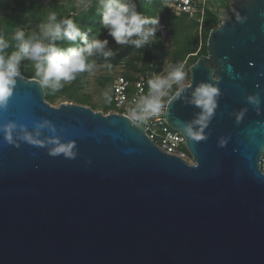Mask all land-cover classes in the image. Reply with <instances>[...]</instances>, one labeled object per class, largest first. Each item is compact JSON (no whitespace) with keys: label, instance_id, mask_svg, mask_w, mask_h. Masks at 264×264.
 Masks as SVG:
<instances>
[{"label":"water","instance_id":"95a60500","mask_svg":"<svg viewBox=\"0 0 264 264\" xmlns=\"http://www.w3.org/2000/svg\"><path fill=\"white\" fill-rule=\"evenodd\" d=\"M206 45L166 111L193 162L126 114L55 106L36 77L15 78L0 108L16 125L11 143L0 130V264H264V0H232ZM201 83L219 95L194 141Z\"/></svg>","mask_w":264,"mask_h":264},{"label":"clouds","instance_id":"9594fccd","mask_svg":"<svg viewBox=\"0 0 264 264\" xmlns=\"http://www.w3.org/2000/svg\"><path fill=\"white\" fill-rule=\"evenodd\" d=\"M98 11L102 17L103 26L108 29L117 44L121 45L131 43L140 47L155 35L156 28L149 27V25L157 26L159 24L158 17H145L135 10L134 5H129L122 0H100ZM62 35L69 41H75L81 35L80 28L71 18L57 22L56 13L50 12L47 22L39 26V36L33 33L26 39L24 30H17L14 33L12 40L16 42V51L8 56L3 53L5 49L9 48V42L0 36V108L6 105L12 94L13 86L16 83L15 78L20 75L21 60L26 59L34 63L35 76L42 86L58 89L62 87L61 81L71 82L76 73L90 67L85 63L86 55L92 56L94 51H103L107 44V41L93 39L89 42L85 37H81L85 45L83 48H69L67 52H64L53 43ZM134 36L137 39H132ZM104 55L108 56L111 53L104 52ZM166 71V75H157L148 81L149 93L142 96L137 102V109L132 112L134 119L142 120L158 114L162 108L161 98L167 95V89L173 83L181 84L185 79L182 64L170 67V70ZM218 95V88L210 83H201L194 90L191 102L201 109L199 118L194 122L199 125V128L194 129L192 125L185 126L187 136L194 141L205 138L203 129L214 114ZM247 99L249 103L255 105L260 103L258 95L249 96ZM242 115L241 112L237 119L239 120ZM43 126L38 125L37 127ZM0 130L5 133L7 142H13V133L16 130L14 123L0 126ZM19 138L34 145L41 143L27 132ZM220 143L223 145L224 141L221 140ZM58 153L71 155L65 146H58L52 152L53 155Z\"/></svg>","mask_w":264,"mask_h":264},{"label":"rangeland","instance_id":"374dc122","mask_svg":"<svg viewBox=\"0 0 264 264\" xmlns=\"http://www.w3.org/2000/svg\"><path fill=\"white\" fill-rule=\"evenodd\" d=\"M11 3V8L7 10L0 9V27H3L8 14L11 9H17L16 1L9 0ZM44 9L48 10L51 8L53 0H39ZM68 0H59L61 4L66 3ZM79 4L84 3L85 0H77ZM166 2V1H165ZM232 0H210V10L213 11L218 16V22L214 27L221 24L222 21L229 18V7ZM164 5H158L155 9V17H158L159 24L155 27V35L152 37V41L155 46V53L160 55L161 58H154L151 65L155 66L145 68V62L141 60L140 55L142 52L135 50L130 53L126 58H124L118 64H111L110 60H99L96 56H87V65L83 71L75 74V78L71 82L61 81L62 87L58 89H53L51 87H46V99L52 105H59L62 102H73L78 104H84L92 107L94 110L102 111L104 113H109L115 111L114 107H109L108 103L113 99L112 93V83L113 79L119 74L131 75L133 79L144 76L149 81L157 75H166L170 67H176L178 65H183V70L185 72V79L181 84L173 83L172 86L167 89V95H165L166 100L171 98L172 94L178 90L181 86L188 85L191 80V66L197 61L201 56V53L207 43V38L209 33L203 29L196 20L189 17L186 18L188 27L182 31L172 32V25L169 23L168 19L165 17L166 8ZM61 9H58L60 12ZM139 13V12H138ZM141 14V13H140ZM142 15V14H141ZM144 16V15H143ZM145 17H150L145 15ZM29 22L25 21L22 23V28L27 33L26 39L35 33L37 35V29L35 27H30ZM160 30L165 31L166 37L160 34ZM157 34L159 38H157ZM12 33L7 37L9 45L15 48V41L12 40ZM184 44L182 45L183 41ZM66 52V51H65ZM182 52L178 56V53ZM25 67L34 69V63L23 59L21 60ZM145 68V69H144Z\"/></svg>","mask_w":264,"mask_h":264},{"label":"trees","instance_id":"16d2710c","mask_svg":"<svg viewBox=\"0 0 264 264\" xmlns=\"http://www.w3.org/2000/svg\"><path fill=\"white\" fill-rule=\"evenodd\" d=\"M17 9H11V12L8 14L5 24L3 27H0V36H2L5 40L12 33H15L17 30H24L22 28V23L27 21L30 27H35L37 29V35L39 36V26L43 23L47 22V16L50 12H55L57 15V22L65 18L73 19L74 23L80 28L81 35L77 37L75 41H69L63 35L54 41L55 46L60 48L62 51H66L69 48H83L84 42L81 37H85L89 42L93 39L100 41H107V44L103 51L101 52H93V55L96 56L99 60H110L111 64H118L124 58H126L130 53L135 50L142 52L140 55L141 60L147 64L145 68L155 66L151 65L152 60L154 58L160 59L161 56L155 53V44L150 38L149 42L137 47L134 44H117L114 37L109 33L108 29L105 28L102 24V17L99 9L100 0H85L84 3L79 4L77 0H68L66 3L61 4L59 0H53L51 8L48 10L44 9L41 5L42 3L39 0H15ZM166 0H122V2L128 3L129 5H134L135 10L142 15H147L150 17H155V9L159 4L164 5L166 8L165 17L168 19L169 23L172 25V32H178L186 29L188 27V23L186 22L187 15H176L166 5ZM163 7V6H162ZM163 7V8H164ZM11 8V3L9 0H0V9L7 10ZM58 9H61L58 12ZM218 16L210 9L207 10L204 18V22L202 24L203 29L206 32H210L212 28L217 24ZM150 26V25H149ZM25 34H27L25 32ZM157 38L159 35L157 34ZM132 39H137V37H132ZM185 40L182 45L184 44ZM48 43V41H45ZM13 51H15L12 45L9 48L4 50V55L8 56ZM104 52H110L111 55L105 56ZM182 52L178 53V56L181 55ZM207 53V45H205L201 55ZM90 57V56H89ZM144 68V69H145ZM35 68L31 69L25 67L20 61L19 64V72L28 76V77H36L35 76ZM127 77L133 79V76L128 75ZM177 91V90H176ZM175 91V92H176ZM174 92V93H175ZM173 93V94H174ZM172 94V95H173ZM108 107H114V99L109 101L107 104Z\"/></svg>","mask_w":264,"mask_h":264},{"label":"built area","instance_id":"2783aa9c","mask_svg":"<svg viewBox=\"0 0 264 264\" xmlns=\"http://www.w3.org/2000/svg\"><path fill=\"white\" fill-rule=\"evenodd\" d=\"M209 2L210 0H166V5L176 15H187L202 26L205 14L210 9ZM160 32L163 37L167 36L165 31L160 30ZM112 93L115 112L126 114L134 121L142 124L151 139L161 149L181 156L190 162L194 161L186 147V137L181 132L171 128L167 122L166 111L170 98L168 100H166L165 96L161 98L162 108L158 114L148 116L142 120L133 118L132 112L137 109V102L142 96H146L149 93L146 77L141 76L136 79H130L125 74H119L113 79ZM260 166L264 172V154L261 158Z\"/></svg>","mask_w":264,"mask_h":264}]
</instances>
